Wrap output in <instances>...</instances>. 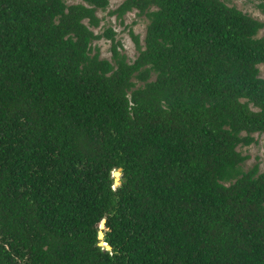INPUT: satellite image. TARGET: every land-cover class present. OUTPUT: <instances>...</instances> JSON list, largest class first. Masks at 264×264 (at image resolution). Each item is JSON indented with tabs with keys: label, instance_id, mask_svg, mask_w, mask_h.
Here are the masks:
<instances>
[{
	"label": "trees",
	"instance_id": "1",
	"mask_svg": "<svg viewBox=\"0 0 264 264\" xmlns=\"http://www.w3.org/2000/svg\"><path fill=\"white\" fill-rule=\"evenodd\" d=\"M108 5L0 0V264H264V170L238 150L264 134V22L123 0L148 19L129 61L94 32Z\"/></svg>",
	"mask_w": 264,
	"mask_h": 264
},
{
	"label": "rangeland",
	"instance_id": "2",
	"mask_svg": "<svg viewBox=\"0 0 264 264\" xmlns=\"http://www.w3.org/2000/svg\"><path fill=\"white\" fill-rule=\"evenodd\" d=\"M67 3L81 2V0H66ZM123 0H109V5L104 10H98L97 14L101 18L100 25L94 29V32H102L104 28L110 26L116 32V39L122 45V51L127 55L128 60L132 61L138 54L136 44L129 33L132 30L138 35L139 43L143 45L146 33L148 19L144 15H138L136 10L128 11L122 19L117 18L110 11L115 9ZM228 5H234L245 13L250 14L264 22V13L258 7V0H223ZM258 37H264V27L258 33ZM93 44L99 47L100 56L105 58L111 57L110 45L111 41L106 38L94 40ZM260 74L264 76V64L259 65ZM256 142L249 146H239L238 150L242 154L248 155V159L243 163V168H250L255 162L259 163L260 170H264V134H254ZM118 173V176L115 175ZM114 175L115 184L119 182L120 170L116 169L112 173Z\"/></svg>",
	"mask_w": 264,
	"mask_h": 264
},
{
	"label": "water",
	"instance_id": "3",
	"mask_svg": "<svg viewBox=\"0 0 264 264\" xmlns=\"http://www.w3.org/2000/svg\"><path fill=\"white\" fill-rule=\"evenodd\" d=\"M102 237H103V233H102V231H99V238H102ZM106 246L109 248V245H106Z\"/></svg>",
	"mask_w": 264,
	"mask_h": 264
},
{
	"label": "clouds",
	"instance_id": "4",
	"mask_svg": "<svg viewBox=\"0 0 264 264\" xmlns=\"http://www.w3.org/2000/svg\"><path fill=\"white\" fill-rule=\"evenodd\" d=\"M100 244H103V245H105V246L107 245L105 242H100ZM106 247H107V246H106Z\"/></svg>",
	"mask_w": 264,
	"mask_h": 264
}]
</instances>
